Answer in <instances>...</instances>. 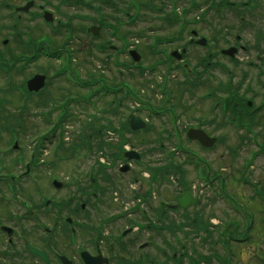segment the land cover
<instances>
[{"label": "rangeland", "instance_id": "374dc122", "mask_svg": "<svg viewBox=\"0 0 264 264\" xmlns=\"http://www.w3.org/2000/svg\"><path fill=\"white\" fill-rule=\"evenodd\" d=\"M138 1L141 2V4L143 2L146 3L149 1L150 3H154L157 6L160 1L162 3L164 2V0ZM185 1L186 0H179V3H186ZM235 1L243 2L245 0ZM259 1L261 2L263 7L260 8V11L258 8H256V5L254 3L253 6H249L251 9L244 12L241 10L242 4H240L239 7L241 8L239 10H241L242 13L238 15L229 13L224 9L222 11L220 9V11H215V9L211 11V14H208V12L202 14L203 11H205L202 8L203 5L210 3V0H196L195 2L199 4V7L192 10L191 13L186 14V20H193V18L195 19V17L198 16L202 17V19L195 21L196 23L192 25V27L196 28L199 32H201V34H208L212 39L223 37L234 39L235 35L238 34L241 36V38H243L242 40H244V43L251 48V46L253 45V39L255 37L254 32L258 30V25L259 28H264V20L263 23L260 22V14H262V17H264V0ZM21 2H23V0H6V3L8 4ZM113 2L115 5H113ZM126 2V0H111L109 1L108 5H103L102 3H100V1L97 0L96 5L93 6L94 8H97L99 10L101 9V14L102 10L105 9L104 16L106 17V19L104 20V22L117 26V30H119L120 33H125V41L124 39L120 40L110 34L111 30L106 28H100V33L97 40L92 39V37L86 34V32H84L83 34L80 25L81 27L82 25L86 27L90 26L92 23L89 24V21L87 19L85 21H82L83 23H80L78 17L76 16L78 14L83 16V18H89L90 15L92 18H98V16L94 11L90 12V10H88V8L86 7L72 6L66 8L67 10L65 11L68 12L70 16H75H71L70 18L71 26L77 29L80 28V30H75L74 34H54L51 40L55 41V43H53L54 45L50 48H58L55 50L59 51L62 56L67 54L68 57H71L70 67H72L74 71H78L79 78L87 80V78H90V76H100L102 78H106L107 82L109 80L110 83L114 84L117 81H129L136 89V91L142 94V98L147 97L151 99L153 103L157 102V104L160 100L163 99V97H161L159 93V90H157L156 88L157 83H163L162 81L164 80V77L167 76L168 79H170L167 80V86L170 89L173 86L172 79L175 78V81L178 82V86L176 89L173 88L176 91H173V94L171 95L172 99L170 100V102L172 104L174 103V106H176L177 108L176 112L179 114L178 125L182 126V128L184 129L183 137H185V130L187 129V127L190 125H194L196 123L195 118L199 117L201 118L202 122H205L207 124V126H204V128L209 131L210 134L224 138V142H222V144L218 143L214 145L213 148L211 147V149H204L196 142L190 141L186 138L183 139V143L187 145L188 148L192 149V151L196 150L199 152V154H202V156H205V158L210 160V173L213 174V172H219V175H215L214 177L216 181L218 180L223 184V174L220 172L225 173L224 176L226 177V179L224 190L227 193L226 196H228L230 203L240 209V212L244 214L245 217L242 218L241 214H235L230 206H226L227 203H225V201L222 200L219 195L220 185L217 182H215L211 186L202 188L200 181L196 180L197 178L195 177L196 175L194 172V168L185 165L182 161L181 163H179L177 157H175V161L172 162L174 166L173 168H176L174 169L175 173L170 172V170L165 171V177H167L168 179H164V182L160 184L158 183L160 179L156 183H151L150 181L147 182L146 180H148L149 178L146 175L147 165L151 166V163L154 162V165L151 167L159 166L160 162H163L167 159V150L169 151L174 148L177 149V143H175L173 139L171 141L167 140V142H164V147H162L164 150H158L157 144L154 143L151 138L153 137V134L149 131L138 132L137 134L125 132V136H127V138L129 139V143L126 144L125 148L135 149L139 152V154H142V156L137 163H135L133 160L131 161L133 171L125 173L124 175H121L119 171V174H117L116 171L120 160L113 162L114 154L117 153L120 145L118 140L120 136L117 133L114 134L110 132L108 133V135L106 134V136H104V139L106 138V140L108 141H106L108 146L103 149V157H101L96 151L86 152L87 156L90 158V161H93L94 157L95 160L93 162L96 164H99V162L102 164V162L104 161V163L113 162V170L109 171L113 174L114 180H116L115 184H111L103 179H98L99 187H95L92 190L90 184L84 182L82 177L87 172V169L84 168L81 164L77 163L75 159L73 160L75 155L82 154V152H85V150L81 147V152H78V150L74 149V146L81 137L80 135L87 136L89 134L88 132L94 129L93 124L90 127L86 126V120H91L94 114L101 118L102 123H106L107 120L110 119V121L113 122V125L118 128V126L125 118L126 114L129 112L128 108L138 107L137 101H129L125 99L122 94H117L115 96L107 95L106 97L103 95H100V97L96 96L93 99L95 107H89L88 105L77 106L76 104L78 103L69 102L67 104L69 107V113H73V116H75L76 119H71L73 117H67L66 122L62 124L61 129H58L59 132L56 133L60 134L61 136V143L63 144V146H61L62 150L60 148V151L57 152V154H53V149L56 147L51 150L50 148L53 147L54 142H46L47 145H45L46 149L44 154L47 155L43 156V159L46 162L52 161L53 165L49 162L51 164V167L49 166L50 169H45L44 167H36L33 169V175H35L37 180H39L38 185H34L33 182L21 175V178L16 184V196L18 197L20 202L28 200L31 203L36 202L38 203V205L39 202H41L40 200L42 199L53 200L54 204L49 206V211H58V208L60 207L59 204L66 202V199H68L69 196L72 197L70 201L72 205L71 212L69 211V209L67 212L66 209L62 210L59 213L63 220L65 216L70 214L71 216L73 215L74 217H78L74 215V213L76 212L73 211L75 206L74 203L84 202L85 200L89 214L79 215V217H81L82 219L81 224L82 226L87 225L88 227H93L94 216L95 220H98V214L93 213L92 208L94 200L93 194H90V192H94L96 188V192H98L97 190H99V193L97 194H99L100 196L98 197L100 198V201L101 199L106 200V208L102 213H106L115 208H119L122 204L121 200H124L123 198H121L118 201V205H115V201L112 200V198L114 197L113 191L115 190V188H120L118 190V193H127L128 196H132L134 195L135 191L138 194H143L145 192L144 189H146L148 186L150 187L149 190H151L150 197H148L147 200V204L149 205V207L151 206V208L149 209V214L154 218L156 217V219L160 218L158 219L160 221L159 224L165 225V229L164 231H162L163 238L161 237L162 234L159 236L157 235L158 232L147 231L146 228L143 229L141 233L132 231L128 233L124 238L119 239L118 243H124V245H126V248L124 249V251L121 250L122 256H120L119 252H117L116 254L117 256L119 255L120 258L118 259L117 257H115L113 260H110L109 264H162L164 260L169 261V263L167 264H221V262L214 259V256L217 255L223 257V259L227 261V257H229L227 251L228 248L231 255L229 260L230 264H264V231L259 224L256 225L255 223L261 219V213L264 210V202L258 195H256L255 190L252 191L251 188H249L247 185L245 186L240 184L241 180L243 181L246 179L244 178L246 176L242 173L243 163L249 158L247 157L246 153L249 150L255 148L252 147L253 143L249 142L247 139V142L242 138L238 140L237 136L233 134L231 128L221 122L218 113L215 116L213 124L208 125V119L211 118L208 110V105L203 104V102L197 101L198 96L194 95L192 98H189L186 93L183 92L185 85L184 82L186 79L190 80V78L182 76L181 72H179L177 69L171 70L169 73H167V71H165V66H160L158 71H144L145 73L142 76H139V74H137L138 76H135V74H133L132 77H130V75L125 74L127 71L124 70L122 66L116 67L113 64L112 60H114V57L118 58V61L122 63H126V61L131 62L128 50L131 48H140L141 45L149 44L154 36L173 39L176 37L175 33L179 32L178 25L180 26V21L177 20L176 22L171 24V26H167L166 24L162 25L161 17L164 15L161 14L160 11L153 10L152 8H150V10H147L146 12L141 10V12L138 13V16H136V19L133 21V25L127 24L128 21H126V17L123 16L122 13H114L117 9L123 10L126 6ZM1 4L2 1L0 0V16H3V22L10 23L11 18H9L7 15L8 10H5L2 7L4 3L2 5ZM205 5L204 7H206ZM180 6L177 10V13L181 12ZM37 11L38 8L32 9V13ZM141 13L144 16L140 15ZM118 17L121 20L120 23H117L116 21V18ZM240 17H242V20H240ZM28 19L30 18L27 15L21 16V20H19L21 21V25L19 26L20 39H27V35L35 38L37 36H42L45 33L51 32L49 30L50 28L47 25H44L43 22L39 20V18L35 17V20L31 23L27 22ZM62 20H66V17L62 18ZM1 23L2 21H0V41L3 38H7L8 42L6 46H3L0 42V50H2L3 52H7L9 49L11 50V48L21 50V47L17 48L14 45L13 41H15V39L12 38V31L7 32V29L3 30L1 28ZM26 24H29L30 27L26 28ZM120 24L124 25L120 29H118ZM153 28L161 29L151 31ZM182 35H184L185 37L186 33H182ZM67 38V45L60 46L59 42L61 43L64 40H67ZM182 42L184 41H175L174 45L171 46H169V44H164L163 42H160L157 45L159 48L163 47V49L169 51L172 47H175V45L178 46L180 45L179 43ZM103 43H106L105 46L101 47L103 51L98 52L94 48L95 45H101ZM221 43L222 44H219L220 48L227 45L223 42ZM109 45L113 47L115 45L118 51L114 52L113 49L109 48ZM63 50H65L66 52ZM248 56L251 55L249 54ZM204 57L205 52L203 48L197 47L195 45L188 46L186 59L189 61L190 65H196L197 67H199V69L200 67H204L206 61L205 59H203ZM157 58H163V56L158 55ZM143 61L144 63H148L150 60L144 59ZM59 63H61V60L38 58L32 65L30 64L25 67L23 71L20 72V74H16V78H14V81L19 82L25 77L31 76L32 73H42L43 70H46V73L50 74L51 71H53V68H58L60 66ZM241 69L246 68L243 67ZM133 71L136 72L135 69ZM247 79L248 78L244 79L243 81L245 83V86L241 88L240 95L250 97L252 96L251 91L257 90V88L254 84H252L251 80H249L251 81L249 82ZM7 83L8 80L6 79V77L3 76L2 73H0V87L5 89L6 87H8ZM142 83H144L145 85H142ZM203 90L199 88L198 93ZM86 91V88L85 90L77 91L76 89L70 87L67 83H65L62 78H54L47 83L43 93L39 97V103H37L36 105L32 103L31 107H29V109L24 111L23 113H21V111L17 109L18 102L15 97H11L12 93H4L9 98L5 99V110L8 114V117L12 119V122L9 121L10 123L6 125L11 126V124H15V126H17V129L21 128L19 133L24 139H26L27 136L25 135V132L26 134L30 135L34 128L41 129V131L45 128L46 124L49 123L51 117L55 115V111L51 114L52 109L55 110L57 108L58 102L63 100V97L65 98L66 94L72 93L73 95H75L74 93L76 92L85 93ZM110 100H114V102L109 108L108 103ZM40 101L44 102L45 105H41ZM106 104V109L108 111L106 110L103 114L99 113L97 109L104 108ZM113 108L116 109L113 110ZM45 111L48 112V115L44 114L46 113ZM49 113L51 115H49ZM139 114L144 117L147 115L145 111H141L139 112ZM167 119V114L161 116L160 118L150 116L149 123L159 124L160 122L165 120L166 124L170 126V124L167 122ZM97 124H99V122H97ZM0 126L4 132L5 142L9 141V135H7V127H4L2 125ZM85 127L87 132L83 130L85 129ZM168 128H171V130L174 129V127ZM257 130L261 132L262 128L259 127ZM5 142L0 141V145H3ZM27 143L28 142L26 140H22L18 145L21 146V151H23V153L20 155H23L25 157L24 159L28 160L31 146ZM94 145H99V141L95 140ZM8 156L9 160L3 159L2 162H0V166L3 168L4 173L12 170V172H16L15 174L17 176V174H20L23 171L22 168L16 165L18 154H8ZM65 158L68 160V162L67 160L64 161ZM8 161L11 162L10 165L8 164ZM181 167H183L184 169L182 173L181 171H179ZM245 173H247L251 182H255L256 184L261 185V189L262 191H264V157H258L257 159L253 160L251 166L249 165L245 169ZM95 174H97V172H95ZM77 175L82 182L72 185V182L70 181H73L74 178L72 177ZM100 175L103 177L106 175V172L102 167ZM51 176H57L64 185L60 189H54L49 185ZM116 176L117 179H115ZM179 181L182 182L181 185H186L187 188L191 189L193 195L198 197L197 202L184 211L181 210L176 213L168 212L165 214L166 216L156 214V211L153 210L155 205L153 199H163V201L165 202H171V200H173V198L179 193L182 188L179 187ZM131 185L135 186V189H133ZM100 188H102L104 192H106L104 193L105 196H103V194L101 197ZM130 191H132V193H130ZM252 194H254V196ZM260 194L264 196V194ZM107 200L114 203L113 208L108 205L109 201L107 202ZM102 213L101 216L103 217L104 215H102ZM196 215L199 217V223L202 224V227L205 226V230L202 229L201 224L189 222V218L196 217ZM184 216L188 217L183 219ZM49 218H51V215L49 216ZM128 219V217H125V219L122 220L118 219L115 222V225L111 224L112 229L117 232L120 229L123 230L124 228L130 226L131 223L128 222ZM230 219H237L238 221L236 220L234 222L238 223L243 219L240 222L242 223V225L238 224V229H231L233 227L231 224L229 226L230 230H233L235 234L239 233V236L242 235L246 224H250L251 221L255 223L254 226L256 228L254 230L252 229L251 232H249L250 237L247 241L243 243L230 241V239L233 238L234 234L229 230L226 232L221 230V225H224V223L225 226L228 225L230 222L228 223L227 221ZM138 221H140L141 223L142 220ZM180 221H182L184 225L181 226V230H177L176 226ZM27 227H29V230L33 228L30 225H28ZM241 229L243 230L240 231ZM92 230L95 231L94 227L92 228ZM92 230H90L89 233L87 231H83L82 234H84V236H81V239H83L84 237L85 246L89 248H92L93 244H91V241L93 243L94 237H96L93 234ZM56 231L57 232L54 235L56 236V239H54V242L57 246H59V250L62 252H66V254H70L73 251L75 252L74 247H72L71 250L69 248L70 244L68 242L67 231ZM223 233H225L226 236L225 244L226 247H228L227 249L223 248L220 243L221 238L224 239V236H222ZM43 236L45 235H43L40 231L38 232V235L36 237L41 238ZM144 242H155L159 246L163 247L165 251V258L161 260V257L159 256L160 254L157 252L159 254L158 255L156 251L153 250L154 248H140V245ZM79 244L81 243L79 242L77 245ZM174 251L175 257L173 260H171L169 257ZM3 259L4 262L2 264H9V261H7L6 257H4ZM27 263L32 264V261L27 260L26 262L25 257L22 256L18 260L17 264ZM33 264L36 263L34 262Z\"/></svg>", "mask_w": 264, "mask_h": 264}, {"label": "flooded vegetation", "instance_id": "af4514ba", "mask_svg": "<svg viewBox=\"0 0 264 264\" xmlns=\"http://www.w3.org/2000/svg\"><path fill=\"white\" fill-rule=\"evenodd\" d=\"M254 3L256 5V8H258L260 11V8L262 7L261 2L258 0L256 3V1L254 0ZM222 4H226V7L220 6ZM236 4L237 2L235 0H217V2H215V6L208 7V14H211V11L215 9V11L219 9L222 11L224 9L229 13H238L241 12V10L245 12L251 9L250 7H248L246 9L243 8L241 10H238ZM244 4L246 6L247 3L245 2ZM3 8L5 10H8L7 15L9 18H11V20L10 23L3 22V16H0V21H2L1 28H10L12 24L15 25L14 23L11 24V22H13L15 18L19 19L20 15L12 12L13 10H10V7L8 6H5ZM263 20L264 17H262V14H260V22L263 23ZM262 32L263 31L259 28L258 25V30L254 32L255 37L253 39V45L251 46V48L245 43H242V38L240 39V37H238L237 39L229 38L227 40L224 38L212 39L208 37L206 45L208 47V98L210 97V94L213 95V78L220 79L224 77L226 79V85L233 86L230 100L233 101L231 103H233L234 109L236 110L235 113L237 115L235 116L240 122L245 121L252 123V125L256 126L257 129L261 127V132L255 128V139L257 142L260 141V143L264 144V38ZM190 42L195 41L194 39L192 40V38H190ZM221 42L227 44L226 46L236 48L235 57L227 58V56H222L223 59L219 60L217 51H220L221 49L219 48V44H222ZM243 54H245L247 58L246 63L248 66L239 61L240 55ZM249 54L251 56H248ZM1 60L3 61L4 58H0V61ZM226 65H228L230 69L226 70ZM243 67H246L248 72L241 71V68ZM249 69L252 70L249 71ZM251 73H253V84L256 86L257 90L251 91L252 96L245 97L244 95H240V91L245 84L243 82L244 79L248 78V74ZM212 74L220 75V78L213 77ZM222 105L226 106V103L222 102ZM2 186L3 185H0V196H2L4 193ZM49 203V201H45L43 202V204L38 205V203L36 202L31 203L29 201H26L24 203H21L20 201H18V204H15L14 206H6L0 197V259L3 262L4 257H6L7 261H9V264H17L18 260L22 256H27V258L31 257L28 255L24 248V243L29 242L30 246L32 245V247H38L44 250L47 255L46 257H48V259L54 264H63L62 260H60L62 254L56 252L57 250H59V246H57L54 242V239H56V236L54 235L57 232L56 230H58L59 232H64L65 228H63L62 225H59V222L57 220L58 211H60L59 208L58 211H49ZM61 204L65 206V203ZM80 207L81 209H83L84 203L80 204ZM50 215L51 218H49ZM98 220L99 221H97V223H99L100 226L107 225V223L101 222V219ZM39 223L45 226V230L47 231L43 233L41 232L43 235H45L41 238L36 237L39 232L38 229H40V227L38 226ZM72 224L73 219L65 220V225L72 226L71 228L73 230H76V228H78V225H76L77 223H74L73 225ZM28 225L32 226L33 228L29 230V227H27ZM2 226H7L12 230L3 231L1 228ZM108 232L110 233V235H112L110 228L104 233ZM113 235L115 234L113 233ZM108 247L110 252H112L113 246L108 245ZM99 252H101V247L99 246V244H96L95 252H91V254L95 255ZM69 258H71L73 264H75L73 260L75 258Z\"/></svg>", "mask_w": 264, "mask_h": 264}, {"label": "water", "instance_id": "95a60500", "mask_svg": "<svg viewBox=\"0 0 264 264\" xmlns=\"http://www.w3.org/2000/svg\"><path fill=\"white\" fill-rule=\"evenodd\" d=\"M131 53H132L135 60H137L139 58L137 56V54L135 53V51H132ZM42 79H43L42 76H35L33 78V80H30L31 81L30 85L35 86V89H36L42 85V82H41ZM130 118H131L132 129H136V128L142 127L144 125L143 122L140 121L137 117L131 116ZM190 136L198 138L202 142V144H204V145H210L212 143V141H210V140L208 141L206 139L205 135L200 131H195V134H191ZM130 154H133V153L130 152ZM86 264H91V260L86 258Z\"/></svg>", "mask_w": 264, "mask_h": 264}]
</instances>
